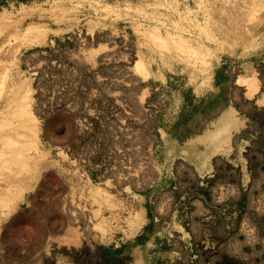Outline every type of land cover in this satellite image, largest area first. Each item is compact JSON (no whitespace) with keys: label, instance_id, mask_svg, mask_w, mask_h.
Wrapping results in <instances>:
<instances>
[{"label":"rangeland","instance_id":"374dc122","mask_svg":"<svg viewBox=\"0 0 264 264\" xmlns=\"http://www.w3.org/2000/svg\"><path fill=\"white\" fill-rule=\"evenodd\" d=\"M1 139L0 264H264V0H0Z\"/></svg>","mask_w":264,"mask_h":264},{"label":"crops","instance_id":"0c3cea01","mask_svg":"<svg viewBox=\"0 0 264 264\" xmlns=\"http://www.w3.org/2000/svg\"><path fill=\"white\" fill-rule=\"evenodd\" d=\"M237 121L232 119L231 117H225L223 118V120H221V127H219V129L212 134L215 138H219L220 137V141L218 145V147L220 146L222 149H230L231 145L229 144V141L231 140V128L234 127V125L236 124ZM214 142V141H211ZM217 142V141H216ZM215 142V143H216ZM215 143L213 146V150L217 148V146L215 147ZM231 143V141H230ZM215 147V148H214ZM217 151V150H214ZM168 152L171 153L172 152V148L169 147L168 148ZM210 157L208 154H203L202 155V160H201V166L207 168L210 165Z\"/></svg>","mask_w":264,"mask_h":264},{"label":"bare ground","instance_id":"6f19581e","mask_svg":"<svg viewBox=\"0 0 264 264\" xmlns=\"http://www.w3.org/2000/svg\"><path fill=\"white\" fill-rule=\"evenodd\" d=\"M221 10H223V9H221ZM141 64V67L139 66V62H138V70H139V72H140V74L141 73H143V67L145 66L143 63H140ZM140 67V68H139ZM3 141V139H1L0 140V143Z\"/></svg>","mask_w":264,"mask_h":264}]
</instances>
